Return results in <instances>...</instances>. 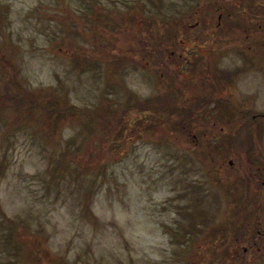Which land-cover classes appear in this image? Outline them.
<instances>
[{"label":"rangeland","instance_id":"rangeland-1","mask_svg":"<svg viewBox=\"0 0 264 264\" xmlns=\"http://www.w3.org/2000/svg\"><path fill=\"white\" fill-rule=\"evenodd\" d=\"M5 89L0 264H264V0H0Z\"/></svg>","mask_w":264,"mask_h":264},{"label":"trees","instance_id":"trees-1","mask_svg":"<svg viewBox=\"0 0 264 264\" xmlns=\"http://www.w3.org/2000/svg\"><path fill=\"white\" fill-rule=\"evenodd\" d=\"M91 5V4H90ZM7 89L5 90H1L0 91V105H11V107L13 108H17V106L20 104L21 107H23V109H27L26 111H28L30 108H32V106H37V105H40V103L36 100H33V101H29L30 103H26L25 105L24 104H21L22 101L20 99V93L19 94H15V93H10L9 90H7L6 93H4V91H6ZM14 94V95H13ZM15 97V99H13V97ZM190 98V97H189ZM194 98V97H193ZM144 99L143 101H141L140 103L142 104V106L140 107H137V109H140L138 110V112L140 111V114L144 113V112H149V113H153L154 112H157L158 116L162 118V120H166V118H174V116H176V118L178 119H181V121H183V118H182V114L184 113V107H187L184 99H182V102L180 103H175V102H171V106H167V107H164L162 106L161 108L158 107V105L154 102H156L154 99ZM191 99V98H190ZM136 104L140 105V103L137 101L135 102ZM44 110H43V113L45 114V116H49L51 113H53V110L52 108L53 107H49L48 104H45V105H42ZM160 108V109H158ZM58 109V108H57ZM66 109V107H63L61 108V112ZM129 110V107H125L123 108L120 112H119V116H121L122 118L125 117L127 115V111ZM176 113V115H172V113ZM30 113H27L26 115H28ZM25 115V116H26ZM109 115H105V117H108ZM134 119L131 118V117H128V122H127V126L128 124L133 121ZM108 129H103L102 130V141L108 146V145H111L113 147L116 146V142L119 140V137H120V132L121 130L124 128V127H117L116 128H112V126H106ZM126 127V126H125ZM126 131V128L123 130V132L121 133L122 134V138H123V134L124 132ZM119 132V133H117ZM118 135V138L115 137V135ZM121 139V138H120ZM125 139H123V141H125ZM238 212V211H237ZM236 212V213H237ZM218 244V243H217ZM220 245V243H219ZM218 245V246H219ZM217 246V247H218ZM223 245L220 246V248H222ZM216 255V254H214ZM214 255L213 257H210V258H207L205 259V262L207 264H209L211 261H213L214 259Z\"/></svg>","mask_w":264,"mask_h":264},{"label":"flooded vegetation","instance_id":"flooded-vegetation-1","mask_svg":"<svg viewBox=\"0 0 264 264\" xmlns=\"http://www.w3.org/2000/svg\"><path fill=\"white\" fill-rule=\"evenodd\" d=\"M172 52V51H171ZM252 116V115H251Z\"/></svg>","mask_w":264,"mask_h":264}]
</instances>
